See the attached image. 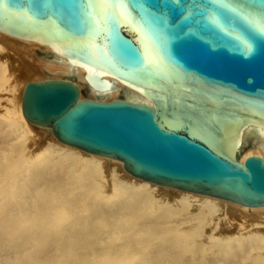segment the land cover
Segmentation results:
<instances>
[{"label": "water", "instance_id": "obj_1", "mask_svg": "<svg viewBox=\"0 0 264 264\" xmlns=\"http://www.w3.org/2000/svg\"><path fill=\"white\" fill-rule=\"evenodd\" d=\"M0 31L49 45L98 91L27 83V121L151 183L264 206V0H0Z\"/></svg>", "mask_w": 264, "mask_h": 264}, {"label": "bare ground", "instance_id": "obj_2", "mask_svg": "<svg viewBox=\"0 0 264 264\" xmlns=\"http://www.w3.org/2000/svg\"><path fill=\"white\" fill-rule=\"evenodd\" d=\"M45 44L0 31V264H264V206L145 181L26 120L28 82L67 80L81 98L153 101ZM22 79V80H21ZM43 144V145H41Z\"/></svg>", "mask_w": 264, "mask_h": 264}, {"label": "rangeland", "instance_id": "obj_3", "mask_svg": "<svg viewBox=\"0 0 264 264\" xmlns=\"http://www.w3.org/2000/svg\"><path fill=\"white\" fill-rule=\"evenodd\" d=\"M43 139H44V136H43L42 131H41V134H40V141H41V143H43ZM41 145H43V144H41Z\"/></svg>", "mask_w": 264, "mask_h": 264}]
</instances>
